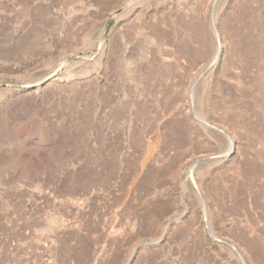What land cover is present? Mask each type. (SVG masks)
Returning a JSON list of instances; mask_svg holds the SVG:
<instances>
[{"label":"rangeland","instance_id":"1","mask_svg":"<svg viewBox=\"0 0 264 264\" xmlns=\"http://www.w3.org/2000/svg\"><path fill=\"white\" fill-rule=\"evenodd\" d=\"M0 264H264V0H0Z\"/></svg>","mask_w":264,"mask_h":264},{"label":"bare ground","instance_id":"2","mask_svg":"<svg viewBox=\"0 0 264 264\" xmlns=\"http://www.w3.org/2000/svg\"><path fill=\"white\" fill-rule=\"evenodd\" d=\"M217 57H218V55H217ZM231 149V147L229 148V150Z\"/></svg>","mask_w":264,"mask_h":264},{"label":"water","instance_id":"3","mask_svg":"<svg viewBox=\"0 0 264 264\" xmlns=\"http://www.w3.org/2000/svg\"><path fill=\"white\" fill-rule=\"evenodd\" d=\"M227 137V136H226ZM228 138V137H227ZM229 139V138H228Z\"/></svg>","mask_w":264,"mask_h":264}]
</instances>
